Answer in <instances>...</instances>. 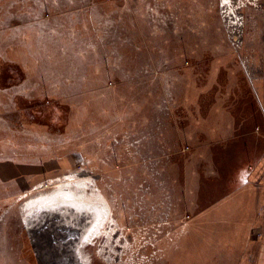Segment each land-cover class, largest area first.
<instances>
[{
	"label": "rangeland",
	"instance_id": "1",
	"mask_svg": "<svg viewBox=\"0 0 264 264\" xmlns=\"http://www.w3.org/2000/svg\"><path fill=\"white\" fill-rule=\"evenodd\" d=\"M255 56L264 0H0V264H82L84 233L89 264H253L229 206L202 210L236 159L208 124L255 111L213 104L251 99ZM64 181L107 220L31 211Z\"/></svg>",
	"mask_w": 264,
	"mask_h": 264
},
{
	"label": "crops",
	"instance_id": "2",
	"mask_svg": "<svg viewBox=\"0 0 264 264\" xmlns=\"http://www.w3.org/2000/svg\"><path fill=\"white\" fill-rule=\"evenodd\" d=\"M254 59L256 67L264 69V56H255ZM252 90H248L253 95L248 101L240 99L213 104L217 108L229 109L237 106L244 110L253 109L255 111L250 113V117L244 113L246 118L242 120L237 118L235 120L229 112L226 115L214 117L213 123H210L212 129L208 124L206 138L208 150L210 142H214L212 145L214 146L215 143L223 140L222 142L225 143L223 156H226L227 147H230L236 152V155L231 157L236 159L234 158L235 160L229 165L230 185L224 187L228 191L220 196L208 197L209 203L207 204H210V207L202 212L211 215L222 207L229 206L228 211L232 218H239V221H243L241 227H244V235L246 237L250 235V241L254 244L253 264H264V78L260 77ZM233 125L244 126L246 132L238 137L235 133L229 134L233 131ZM231 149L229 150L230 155L233 153ZM211 154L212 152L206 156ZM211 171H208L209 177L220 175V167L213 168ZM251 222H253V232H251L253 227L249 230Z\"/></svg>",
	"mask_w": 264,
	"mask_h": 264
},
{
	"label": "bare ground",
	"instance_id": "3",
	"mask_svg": "<svg viewBox=\"0 0 264 264\" xmlns=\"http://www.w3.org/2000/svg\"><path fill=\"white\" fill-rule=\"evenodd\" d=\"M29 206H30L31 211H33L35 208L40 210L42 208L47 209L49 208V206H55L56 213H60L61 216H65L66 212H72L71 213L72 216L67 221L70 226H72L71 224H74V223H75L74 225H77L78 223H80L82 219H84V217L87 216L86 213L90 214L89 219L87 221L88 223H90L88 224L89 226L91 224H95L98 221H100L98 224L101 225V222H105L107 220L106 217L108 215V208H109V205L107 202H102V203L90 202L89 200H85V198L83 197L77 196L71 190L70 185L68 184L67 181L61 182L55 190L48 193L44 197L37 199L36 201L34 200V202L31 203ZM74 207L75 209H79V210L82 209V210H85L86 212L84 213L79 212L78 214H75L73 213V211L75 210ZM53 211L55 210L53 209ZM62 212L64 213V215L62 214ZM94 215L96 216V218H93ZM30 216L33 217V215H30ZM74 235L76 236L77 234H74ZM88 239H89L88 235L84 233L83 236L81 237L79 235V240H77L76 242V247L79 252V259L81 260L82 264H89V258H87L88 256L84 253V248H83V246L87 243Z\"/></svg>",
	"mask_w": 264,
	"mask_h": 264
},
{
	"label": "flooded vegetation",
	"instance_id": "4",
	"mask_svg": "<svg viewBox=\"0 0 264 264\" xmlns=\"http://www.w3.org/2000/svg\"><path fill=\"white\" fill-rule=\"evenodd\" d=\"M179 220H181V218H178Z\"/></svg>",
	"mask_w": 264,
	"mask_h": 264
},
{
	"label": "water",
	"instance_id": "5",
	"mask_svg": "<svg viewBox=\"0 0 264 264\" xmlns=\"http://www.w3.org/2000/svg\"><path fill=\"white\" fill-rule=\"evenodd\" d=\"M66 225V224H65Z\"/></svg>",
	"mask_w": 264,
	"mask_h": 264
}]
</instances>
